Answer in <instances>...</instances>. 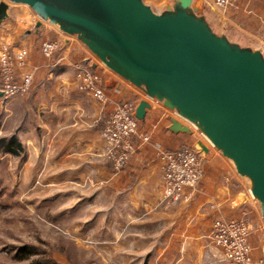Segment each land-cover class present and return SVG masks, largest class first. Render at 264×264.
<instances>
[{
    "label": "crops",
    "instance_id": "0c3cea01",
    "mask_svg": "<svg viewBox=\"0 0 264 264\" xmlns=\"http://www.w3.org/2000/svg\"><path fill=\"white\" fill-rule=\"evenodd\" d=\"M149 1L159 5L164 0ZM257 4L256 0H241L228 10V18L250 35H264V3L261 9ZM17 7L12 10V19ZM33 19L32 13L25 18L18 16L14 26L8 21L6 29H1L5 33H0V47L6 42L15 52L29 47L28 66L22 71L37 68L29 93L6 101L0 92V138L6 140L5 144L0 142L4 144L0 149L10 153L5 157L10 162L6 167L12 169V160L20 159L24 183L43 191L70 193V213L97 209L93 219L85 221L90 226L88 232L116 239L118 245L132 240L129 253L142 258V264H172L168 256L176 246L184 247V253L178 254L175 264H226L223 252L210 238L213 221L246 217L252 222L260 216L252 204L233 206L246 188L229 164L222 158L204 161L203 177L196 187L186 188V199L165 202L164 160L157 145L165 151L181 145L192 147L197 134H172L166 111L155 109L140 128L152 135L153 142L138 150L123 174H116L104 154L102 125L98 122L105 120L109 111L80 89L75 69L77 63L88 64L89 53L73 40L67 48L62 44L53 59H45L40 50L44 32L25 35ZM46 30L53 37L59 33L54 28ZM257 37L264 42V36ZM102 69L99 66L96 70ZM111 90H117L120 99H138L135 91L126 94L119 86ZM15 147H19L18 154L10 152ZM59 197L46 198L43 203ZM260 223L254 226L250 242L255 259L264 264ZM125 251L124 256L128 254Z\"/></svg>",
    "mask_w": 264,
    "mask_h": 264
},
{
    "label": "water",
    "instance_id": "95a60500",
    "mask_svg": "<svg viewBox=\"0 0 264 264\" xmlns=\"http://www.w3.org/2000/svg\"><path fill=\"white\" fill-rule=\"evenodd\" d=\"M16 6L34 15L25 33L49 26L75 40L106 87L135 91L134 117L166 111L168 131L197 134L195 153L224 159L244 184L233 206L254 203L264 253V42L218 13L212 0H0V30Z\"/></svg>",
    "mask_w": 264,
    "mask_h": 264
},
{
    "label": "built area",
    "instance_id": "2783aa9c",
    "mask_svg": "<svg viewBox=\"0 0 264 264\" xmlns=\"http://www.w3.org/2000/svg\"><path fill=\"white\" fill-rule=\"evenodd\" d=\"M241 0H212L219 14L228 18V10ZM45 26L41 54L47 60L53 59L61 49L63 36L50 35ZM29 47L15 52L11 43L0 47V92L6 101H12L31 91L34 73L22 71L28 66ZM80 89L89 93L104 109L109 111L102 125L104 154L116 174H123L139 149L153 142L150 133L140 131L141 123L134 117L137 98H118L117 90H109L105 83L109 72L93 70L84 62L75 65ZM150 129H154L150 127ZM163 165V199L167 203H179L186 199L185 190L196 187L203 177L204 159L193 147L181 145L174 151H165L157 145ZM254 228L246 217L217 218L212 223L210 238L221 249L226 264H261L254 257L250 238Z\"/></svg>",
    "mask_w": 264,
    "mask_h": 264
},
{
    "label": "rangeland",
    "instance_id": "374dc122",
    "mask_svg": "<svg viewBox=\"0 0 264 264\" xmlns=\"http://www.w3.org/2000/svg\"><path fill=\"white\" fill-rule=\"evenodd\" d=\"M256 1L261 9L264 0ZM28 13H32L28 7L18 6L9 24L14 26L18 16L25 18ZM22 25L18 26L19 34ZM2 32L5 33L0 30ZM253 34L258 41L261 39L257 35L264 36L262 32ZM5 141L4 136L0 138L1 143ZM7 154L0 149V264H28L33 259H49L58 264H142V258L129 253L132 240L118 245L116 239L88 232L90 226L85 221L92 220L97 209L70 213L73 208V202L67 199L70 193L43 191L37 185H27L21 178L20 159H13L10 169L5 165L10 163L5 158ZM57 195L60 197L56 201L43 203L46 198ZM252 205L257 209L254 203ZM254 220H249L253 228L262 222L260 216ZM25 248L34 249L36 254H24ZM123 249L128 253L126 256ZM183 253L184 247L176 246L168 260L175 264L178 254ZM22 257L27 258L22 260Z\"/></svg>",
    "mask_w": 264,
    "mask_h": 264
},
{
    "label": "trees",
    "instance_id": "16d2710c",
    "mask_svg": "<svg viewBox=\"0 0 264 264\" xmlns=\"http://www.w3.org/2000/svg\"><path fill=\"white\" fill-rule=\"evenodd\" d=\"M17 148L19 149V147H15V149H14L15 151H13L14 154H18ZM22 251L24 254L30 255V256L36 254V253H34L35 252L34 249H31V248H25ZM21 256H24V255H21ZM26 258L27 257H22V260H24ZM28 259H29V257H28ZM28 264H58V263H54V262L52 263V261L49 259H33V260H30Z\"/></svg>",
    "mask_w": 264,
    "mask_h": 264
}]
</instances>
